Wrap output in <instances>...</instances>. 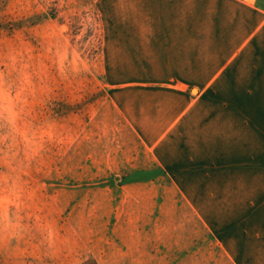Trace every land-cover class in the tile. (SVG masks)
<instances>
[{
    "label": "rangeland",
    "instance_id": "rangeland-1",
    "mask_svg": "<svg viewBox=\"0 0 264 264\" xmlns=\"http://www.w3.org/2000/svg\"><path fill=\"white\" fill-rule=\"evenodd\" d=\"M158 10L0 0V264H235L207 229V190L178 188L190 175L160 167L134 130L181 60ZM246 102L264 135V92Z\"/></svg>",
    "mask_w": 264,
    "mask_h": 264
},
{
    "label": "crops",
    "instance_id": "crops-1",
    "mask_svg": "<svg viewBox=\"0 0 264 264\" xmlns=\"http://www.w3.org/2000/svg\"><path fill=\"white\" fill-rule=\"evenodd\" d=\"M149 5L160 7L151 23L175 31L181 60L167 70L165 96L145 104L134 130L160 167L190 175L178 177V188L207 190V229L233 262L264 264L263 117L261 105L246 102L248 93L264 92V0ZM188 86L197 88L196 97ZM229 95L237 96L227 101ZM248 110L260 130L250 137Z\"/></svg>",
    "mask_w": 264,
    "mask_h": 264
}]
</instances>
